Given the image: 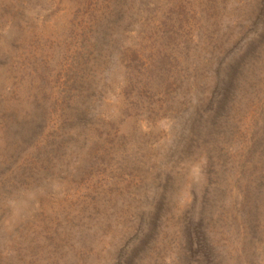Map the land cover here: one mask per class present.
Returning a JSON list of instances; mask_svg holds the SVG:
<instances>
[{"label": "rangeland", "instance_id": "obj_1", "mask_svg": "<svg viewBox=\"0 0 264 264\" xmlns=\"http://www.w3.org/2000/svg\"><path fill=\"white\" fill-rule=\"evenodd\" d=\"M0 264H264V0H0Z\"/></svg>", "mask_w": 264, "mask_h": 264}]
</instances>
